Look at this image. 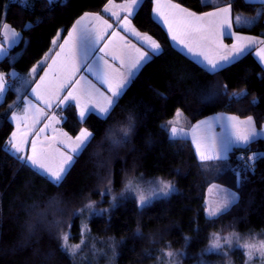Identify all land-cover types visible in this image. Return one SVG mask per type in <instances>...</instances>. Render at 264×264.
Returning a JSON list of instances; mask_svg holds the SVG:
<instances>
[{
	"label": "trees",
	"instance_id": "1",
	"mask_svg": "<svg viewBox=\"0 0 264 264\" xmlns=\"http://www.w3.org/2000/svg\"><path fill=\"white\" fill-rule=\"evenodd\" d=\"M173 2L197 14L229 4L234 18L261 12L253 25L236 26L234 20V30L264 39L263 3ZM107 3L0 0V32L8 24L22 37L0 60V72L28 74L46 55L58 51L52 48L53 39L61 36L63 40L84 13L106 16ZM152 6L151 0H143L132 22L138 31L156 40L162 51L141 68L110 114L90 113L81 121L74 105L64 110L62 127L67 133L75 137L86 127L93 135L61 182H51L9 151L14 131L10 106L16 93L10 90L0 105V264H77L63 247L65 234L76 245L86 237L82 264H174L166 260L168 252H178L179 264L212 263L221 258L206 253L214 234L264 239V139L234 148L226 162H201L191 140H171L170 127H161L172 121L177 111L185 115L186 128L217 114L240 119L252 116L256 125L263 127L264 66L253 49L210 73L173 46L165 28L155 21ZM217 86V94L210 96L208 89ZM129 115L133 118L131 131L125 134ZM237 156L246 159L242 168H237L241 163ZM249 156L254 159L247 162ZM134 179L164 180L173 184L176 192L145 207L129 193L107 213L92 216L87 234L82 228L85 205L102 202L108 207L109 193L121 194ZM215 184L235 191L238 199L228 211L211 219L206 215V198ZM30 218L48 225V230L25 242L22 226ZM234 254L239 261L243 257L240 250Z\"/></svg>",
	"mask_w": 264,
	"mask_h": 264
},
{
	"label": "snow or ice",
	"instance_id": "2",
	"mask_svg": "<svg viewBox=\"0 0 264 264\" xmlns=\"http://www.w3.org/2000/svg\"><path fill=\"white\" fill-rule=\"evenodd\" d=\"M24 2L25 0H21L22 4ZM51 2L52 0H49V3ZM141 3L142 0H125L124 4L115 5L114 7L125 13L121 17L117 12H111L108 5H112V0H108L104 12H111V15L116 17L119 31L112 30L113 25L101 15L84 13L67 32L63 42H59L58 39L51 41L53 49H59L55 51V55H46L44 60L28 73V77L31 78L43 72L38 80H25L26 85H34L31 87V94L35 99L24 98L20 110L11 112L10 120L14 122L16 130L11 132L8 144L10 151L17 159L38 169L51 182L59 183L63 180L75 154L83 150L93 134L88 129L81 128L74 139L66 132H58L51 139L42 138V134L49 128L56 132L54 125L58 123L57 116L51 115L48 110L73 104L79 110L81 120L89 111H97L106 117L128 86L134 70L149 59L150 53H160V45L150 35L141 34L132 26L131 18L136 14ZM151 3L155 21L165 27L171 41L190 55L201 58V62L206 65L210 73H215L217 69L243 56L249 49H255V55L260 63L264 64V39L240 36L231 31L233 26L230 19L231 4L214 7L213 11L197 14L179 3H174L173 0H151ZM3 28L5 36L10 35L14 38L19 35L14 30H9L6 24ZM128 36L134 37L140 46L131 44ZM225 37L232 38L233 43L224 44ZM117 43L120 45L119 52L116 48ZM3 51L4 48L0 47V52ZM48 60H51V63H47ZM117 62L119 68L115 66ZM15 75V71L8 74L0 72V96L8 88L6 76ZM218 87H210L208 94L216 95ZM176 117L177 119L161 127H170L171 140L190 137L201 162H226L229 159V152L234 147L241 148L248 145L258 135L252 116L241 120L238 116L220 114L191 125L190 131L177 126L183 118L182 113L177 111ZM132 119L129 115L127 127L123 129L125 134L132 126ZM42 120L47 122L43 124V127L37 128ZM215 125L220 126V134L215 132ZM27 152L31 154H26ZM237 159L243 158L237 156ZM253 159L254 156H249L247 162ZM247 162L246 167L249 166ZM173 187L170 183L157 181L147 190L146 195L137 185L129 181L125 191L135 192L138 195L139 205L143 207L150 197L158 194L167 196ZM218 188V185H212V189ZM113 199L115 200L116 197ZM236 199L235 192L230 194L226 192L215 205L208 209V216L216 217L227 210ZM93 207L91 203L85 205L86 209ZM137 231L139 232V229ZM68 238L67 234L62 236L65 242L64 247L75 252L78 246H69L66 243ZM223 240L225 244H228L231 242V237H224ZM220 241V237L213 235L212 247L221 248ZM168 255L172 256L173 253Z\"/></svg>",
	"mask_w": 264,
	"mask_h": 264
},
{
	"label": "rangeland",
	"instance_id": "3",
	"mask_svg": "<svg viewBox=\"0 0 264 264\" xmlns=\"http://www.w3.org/2000/svg\"><path fill=\"white\" fill-rule=\"evenodd\" d=\"M143 1V0H142ZM204 2H209L211 0H203ZM248 2H254V3H263L264 4V0H246ZM140 6H138L139 8ZM138 10V9H137ZM111 12H117L121 17H123V15H125V13L120 10L119 8L117 9H114V8H111ZM110 12V13H111ZM261 16V12H259L256 16H244L242 14H238L235 16V18L233 17V12H232V8H231V13H230V19H231V22H232V29L231 31L236 33L235 30H234V20H235V24L236 26H244V25H253L254 23L257 22L258 18ZM113 18L115 20H113V22H110L108 21V23L112 24L113 25V29L112 30H117L119 31V29L117 28V25H116V17L113 16ZM104 19V18H103ZM155 19V18H154ZM87 22V21H86ZM131 22H132V18H131ZM8 25V24H6ZM162 25V24H161ZM132 26L133 25V22H132ZM163 26V25H162ZM135 27V26H134ZM164 27V26H163ZM8 28L9 30H14L10 25H8ZM165 28V27H164ZM136 29V28H135ZM137 30V29H136ZM166 30V29H165ZM16 33H18L19 35L16 36V37H11L10 35L9 36H5V29L2 28L1 29V32H0V47L4 48V51L3 52H0V59L4 57V53H6V51H9L10 49L14 48L15 46H17L19 44V42L21 41V34L14 30ZM111 31V30H110ZM138 31V30H137ZM141 33V32H140ZM122 35H124L123 32H121ZM143 34V33H141ZM237 35H240V36H248V35H242V34H239V33H236ZM255 37V36H254ZM62 37L61 36H58V39L59 42H63V40L61 39ZM262 39V38H260ZM128 40L131 44H137V47H139L140 45L137 43L136 39L134 37H131V36H128ZM156 41V40H155ZM172 42V41H171ZM223 42L224 44L226 45H231L233 43V39L232 38H228V37H225L223 39ZM173 46L178 49L179 51H181L182 53H184L185 55H187L189 58H191L192 60H194L196 63L202 65L203 67H206V65L204 63L201 62V58L199 57H194L192 55H190L186 50H184L182 47L178 46L176 43H173ZM119 43H117L116 45V48H117V51L119 52ZM53 48V46H52ZM161 49V47H160ZM253 49H249L247 50L243 55H245L247 52L251 51ZM255 50V49H254ZM162 51V49H161ZM160 51V53H161ZM50 55V54H49ZM55 55V54H54ZM53 55V56H54ZM154 55H157V54H152L150 53L149 54V59L144 62L138 69L134 70V74L132 75V77L130 78L129 80V84L128 86L130 85L131 81L133 80V78L138 74V72L141 70V68L154 56ZM256 56V55H255ZM242 57V56H241ZM240 57L236 58L235 60L239 59ZM257 60L259 61L258 57L256 56ZM235 60H233L231 63H233ZM260 62V61H259ZM230 63V64H231ZM230 64H226L224 66H222V68L230 65ZM264 66V64H262ZM117 68H119V63L117 62V64L115 65ZM220 68V69H222ZM220 69H217L216 71L220 70ZM121 71H123V69H121ZM13 72V71H12ZM16 72V71H15ZM11 73V72H10ZM5 74H8V73H5ZM35 77H28V74H25V75H20L19 73L16 72V75L15 76H6V82H7V91L2 95L0 96V105L2 103L5 102L6 100V97H7V94L10 90H12L13 92L16 93V98L14 101L11 102V107L14 111H19L20 108L23 106V101H24V98H29V99H35L34 97H32V94H31V91L29 93V95L27 94L28 93V90L30 88L31 85H26L25 84V80L26 79H34ZM127 86V87H128ZM126 87V88H127ZM103 90V89H102ZM124 92V91H123ZM122 92V94H123ZM121 97V96H120ZM119 97V98H120ZM118 98V99H119ZM15 105V106H14ZM69 105H73V104H66L64 106H62L61 108L59 109H52V110H48L49 113L51 115H56L57 116V119H58V123H56L54 125V127L56 128V132H53L51 128H49L48 130H46V132L44 134H42V138H48V139H51V137L57 135L58 132H66L62 125H63V121H64V118H65V114H64V110L69 106ZM18 106V107H17ZM77 112H78V117H79V110L77 109ZM180 113H182V117L184 118V114L183 112L179 111ZM90 113H95L101 117H105V116H102L101 114H99L97 111H89L86 113V116L83 120H80L81 121H84L86 119V117L90 114ZM107 117V116H106ZM182 118V119H183ZM177 119V117H175L173 120ZM182 119H180L179 121V126L182 122ZM245 120V119H244ZM47 122L45 120H42L40 124L37 125V128L39 127H43V124ZM13 125H14V130H16L15 128V124L14 122H12ZM253 123L257 129V133L258 135H262L264 136V131H262V129H264V126L259 128L255 121L253 120ZM86 128V127H84ZM87 129V128H86ZM89 131V130H88ZM90 132V131H89ZM67 133V132H66ZM69 136H71L69 133H68ZM73 139L75 138L74 136H71ZM29 139H31V137H29ZM91 139V138H90ZM90 141V140H89ZM88 144V143H87ZM194 146V145H193ZM195 148V146H194ZM8 149L10 151V145L8 146ZM84 149V148H83ZM11 152V151H10ZM13 155H15L13 152H11ZM80 153V152H79ZM75 154L74 156V160L72 162V164L75 162V159H76V156L79 154ZM26 154H31L30 152H27ZM69 154H72L69 152ZM230 154V153H229ZM228 154V155H229ZM207 162V161H205ZM72 164L70 165V167L72 166ZM69 167V169H70ZM36 169V168H35ZM38 170V169H36ZM39 171V170H38ZM40 172V171H39ZM68 172V171H67ZM41 174H43L42 172H40ZM44 175V174H43ZM66 175V174H65ZM65 177V176H64ZM135 185H137L142 191L145 192V194L147 195V190L154 186V184L157 182V181H164V180H153V181H145L143 179H139V180H131ZM165 182V181H164ZM168 183V182H167ZM171 184V183H170ZM173 185V184H172ZM217 185V184H215ZM174 186V185H173ZM220 190L224 193H232V192H235L231 189H228L226 187H223V186H220L218 185ZM218 188V189H219ZM211 189V190H210ZM218 189H212V186L209 188L208 190V193H207V198H206V215L208 218H216L218 216H220L221 214L225 213L226 211H228L233 205L235 202H237V199H238V194L236 193V196H237V199L232 202L229 206V208L221 213H219L216 217H209L208 214H207V211L210 207H212L213 205H215L223 196L224 194H222L220 191H217ZM176 192V187L174 186L173 187V190L167 195V196H164V195H157V196H154V197H150V199L147 201V203L143 206H147L151 203H153L155 200L157 199H160V198H165V197H169L171 196L172 194H174ZM133 194L137 200H138V204H139V199H138V195L135 193V192H127V191H123L121 194H113L112 192H110L109 194L110 195V203L111 205H109L108 207H104L102 206V202H92L91 204L94 205V207L92 209H86V211L83 212V214H86V217H85V220L82 222V228L83 230H87V234H88V220L94 216V215H103L104 213H107L109 211V209L111 208V206H115L117 205L118 201L120 199H122L123 197L127 196V194ZM123 194V195H122ZM113 197H116V199L114 200ZM140 206V205H139ZM141 207V206H140ZM68 237L69 234H67ZM215 236L217 237H220L221 238V245L222 247L219 248V249H216V248H213L212 247V243H213V235H212V239H211V242L208 246V249L206 251L207 254H211V253H216V254H219L221 256V258H219L218 260H215L214 262L212 263H209L205 260H202L201 262L199 263H196V264H264V239L259 237V236H241V235H238V234H235V233H230V234H214ZM224 237H231V242L228 243V244H225L223 238ZM69 246H78L76 247V251L75 252H72L70 250H68L67 248L64 247V244L65 242L63 243V247L64 249L67 251V253H69L74 259L75 261L77 262V264H82V262L84 261V255L82 253L83 251V248L86 244V237L83 238L82 240V243L80 244H72L68 238L67 242H66ZM247 245V247H246ZM236 250H240L242 253H243V257L240 259V261L237 259L236 255L234 254V251ZM168 253H172V252H168ZM167 253V258L166 260L167 261H172L174 264H179V259H178V252H173V255L172 256H169ZM83 260V261H82ZM81 261V263H80Z\"/></svg>",
	"mask_w": 264,
	"mask_h": 264
},
{
	"label": "crops",
	"instance_id": "4",
	"mask_svg": "<svg viewBox=\"0 0 264 264\" xmlns=\"http://www.w3.org/2000/svg\"><path fill=\"white\" fill-rule=\"evenodd\" d=\"M125 3V1H118V0H112V5H108V3H107V5L110 7V9L111 8H114V9H117V7H114L115 5H121V4H124ZM105 8V7H104ZM95 14H99V15H101L100 13H95ZM104 14L107 16H103V15H101L105 20H107V21H110V22H113V20H115L114 18H113V16L111 15V13L110 12H108V13H106V12H104ZM109 17V18H108ZM133 18V17H132ZM140 32V31H139ZM59 50V49H58ZM8 52L9 51H6V53H4V57H6L7 56V54H8ZM49 55V54H48ZM3 57V58H4ZM2 59V58H1ZM0 59V60H1ZM44 60V59H43ZM42 60V61H43ZM47 63H51V60H48L47 61ZM40 64V63H39ZM38 64V65H39ZM37 66V65H36ZM217 115H220V114H217ZM223 115H227V116H233V115H228V114H223ZM213 116H216V115H213ZM213 116H210V117H213ZM210 117H208V118H210ZM208 118H206V119H208ZM206 119H204V120H206ZM241 120H244V119H241ZM184 123H185V118H183L182 119V122H181V124H180V126L179 125H177L178 127H183V129L185 130V131H190V128H186L185 126H184ZM214 130H215V132L217 133V134H220L221 133V128H220V126L219 125H215L214 126ZM187 139H189V140H191L190 139V137L189 138H187ZM257 139H264V136H262V135H257L251 142H253L254 140H257ZM250 142V143H251ZM249 145V144H248ZM245 146H247V145H245ZM245 146H243V147H245ZM235 148V147H234ZM233 148V149H234ZM232 149V150H233ZM231 150V151H232ZM230 151V152H231ZM229 152V153H230ZM217 191H220L222 194H226V193H224L223 191H221L220 190V188L217 190Z\"/></svg>",
	"mask_w": 264,
	"mask_h": 264
},
{
	"label": "clouds",
	"instance_id": "5",
	"mask_svg": "<svg viewBox=\"0 0 264 264\" xmlns=\"http://www.w3.org/2000/svg\"><path fill=\"white\" fill-rule=\"evenodd\" d=\"M131 128L129 129V132ZM23 234L22 239L27 242L30 241L34 237H38L42 231L48 230V225L38 223L35 219H28L25 221L22 226Z\"/></svg>",
	"mask_w": 264,
	"mask_h": 264
},
{
	"label": "built area",
	"instance_id": "6",
	"mask_svg": "<svg viewBox=\"0 0 264 264\" xmlns=\"http://www.w3.org/2000/svg\"><path fill=\"white\" fill-rule=\"evenodd\" d=\"M245 161H246V159H245V158L241 159V163H240V164H238L237 168H242V167H243V165H244V163H245Z\"/></svg>",
	"mask_w": 264,
	"mask_h": 264
}]
</instances>
